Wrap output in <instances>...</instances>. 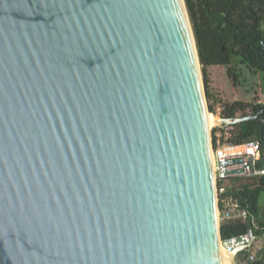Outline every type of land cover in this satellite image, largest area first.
Segmentation results:
<instances>
[{"label":"water","instance_id":"obj_1","mask_svg":"<svg viewBox=\"0 0 264 264\" xmlns=\"http://www.w3.org/2000/svg\"><path fill=\"white\" fill-rule=\"evenodd\" d=\"M200 75L184 0H0V264H223Z\"/></svg>","mask_w":264,"mask_h":264},{"label":"trees","instance_id":"obj_2","mask_svg":"<svg viewBox=\"0 0 264 264\" xmlns=\"http://www.w3.org/2000/svg\"><path fill=\"white\" fill-rule=\"evenodd\" d=\"M187 13L191 22L197 53L202 66V78L206 100H210L213 93L209 87L207 67L214 64L227 65L226 73L233 84H237L240 72L235 68L238 64H246L257 68L255 50L248 38L260 30L261 19L264 18V0H184ZM223 12L226 19L232 25L240 29L239 34L225 35L220 38L215 35L209 24L208 13ZM253 13V15H251ZM260 72V86L264 91V70ZM221 101V99H219ZM221 115L227 119H233L236 113L247 115L263 107L264 103H251L241 99L221 102ZM208 109L213 111L212 105ZM260 124L254 120H245L231 123L225 129L213 127L211 137L213 145L232 143L241 144L249 140H259L261 144L260 164L264 166V142L260 138ZM236 149H239L237 147ZM227 194L240 206L246 207L249 216L245 221L223 220L219 222V232L222 239L244 232L252 226V220L256 223L255 234L264 240V183L261 179L254 180L251 184H244L237 188L229 187ZM255 250L251 245L249 249L238 252L239 259H246ZM264 250V248H263ZM246 264H264V251L253 261Z\"/></svg>","mask_w":264,"mask_h":264},{"label":"built area","instance_id":"obj_3","mask_svg":"<svg viewBox=\"0 0 264 264\" xmlns=\"http://www.w3.org/2000/svg\"><path fill=\"white\" fill-rule=\"evenodd\" d=\"M213 128V127H212ZM211 128V129H212ZM239 147V149H236ZM261 144L259 140H249L241 144L224 143L213 145L210 143L211 163L217 196V217L220 221H245L249 216L246 207L240 206L227 194L229 187L240 181L259 180L264 177V166L260 164ZM256 223L252 220V226L244 232L228 238H219L222 253L228 256L239 247L252 246V251L246 259H239L236 254L237 264H246L257 258L259 251L264 248V240L255 234ZM243 250V249H242ZM241 251V250H240Z\"/></svg>","mask_w":264,"mask_h":264},{"label":"rangeland","instance_id":"obj_4","mask_svg":"<svg viewBox=\"0 0 264 264\" xmlns=\"http://www.w3.org/2000/svg\"><path fill=\"white\" fill-rule=\"evenodd\" d=\"M185 2V1H184ZM190 20V19H189ZM191 24V22H190ZM199 68H200V76L202 79V86L203 78H202V66L199 61ZM237 71L240 72V76L238 78L237 84H233L230 77H228L226 73V65L218 64V65H210L207 67L208 71V78H209V87L213 93L212 98L208 101L206 100V107L208 109V104L212 105L213 111L208 109L210 114H214L219 118H224L221 115V102L223 101H232L235 99H241L244 101H249L253 104L255 103H264V91H262L260 86V77L259 72L256 69H250L243 64H238L235 68ZM205 93V90H204ZM221 99V101H219ZM250 114V113H248ZM242 116L239 112L236 113V117ZM226 121L231 119L224 118ZM229 125V124H228ZM228 125L223 126L222 122L220 126H212V127H219L221 129H225ZM254 180H247V181H240L233 184V188H237L244 184H251ZM264 196L261 197V202L264 201Z\"/></svg>","mask_w":264,"mask_h":264},{"label":"flooded vegetation","instance_id":"obj_5","mask_svg":"<svg viewBox=\"0 0 264 264\" xmlns=\"http://www.w3.org/2000/svg\"><path fill=\"white\" fill-rule=\"evenodd\" d=\"M214 13H223V12H212V13H208V15L209 14H214ZM224 15H225V13H223ZM251 15H253V13H251ZM264 19V18H263ZM263 19H261V22H262V20ZM208 20H209V17H208ZM225 24L221 27V30H220V34L219 35H217V34H215L214 33V31H213V27H214V25H212L211 23H210V20H209V24H210V26H211V28H212V31H213V33L215 34V35H217L218 37H220V38H223V37H225V35H229V36H233V35H235V34H239L241 31H240V29L239 28H237V27H235L234 25H232L230 22H228L227 21V19H226V15H225ZM226 24H231L232 26H234L235 28H237L239 31L238 32H234L233 34H228L226 31H225V28H226ZM261 33H262V36H263V38H264V31H261V27H260V30H259ZM259 31H256V32H259ZM255 32V33H256ZM255 33H253V35L255 34ZM252 35V36H253ZM251 36V37H252ZM251 37H249V38H251ZM248 38V39H249ZM248 42L249 43H251L252 44V46H253V48L258 44L257 42H250L249 40H248ZM255 50V49H254ZM255 53H256V51H255ZM257 58V57H256ZM258 61V60H257ZM244 66H246V67H248V68H252V67H249V66H247L246 64H244V63H242ZM214 65H218V64H214ZM224 65V64H223ZM210 66V65H209ZM226 67H227V65H226ZM253 69V68H252ZM254 69H256L258 72H259V70H262V69H260L259 68V66H258V63H257V68L255 67ZM259 75H260V72H259ZM260 77V76H259ZM256 112V111H255ZM254 113V112H253ZM260 119L261 120H263L264 121V109H263V113H262V115L260 116Z\"/></svg>","mask_w":264,"mask_h":264},{"label":"bare ground","instance_id":"obj_6","mask_svg":"<svg viewBox=\"0 0 264 264\" xmlns=\"http://www.w3.org/2000/svg\"><path fill=\"white\" fill-rule=\"evenodd\" d=\"M222 122L221 118L217 117L214 114H210L209 112L207 113V127L208 129L211 128L212 126H217ZM228 260L226 256H223V264H227Z\"/></svg>","mask_w":264,"mask_h":264},{"label":"crops","instance_id":"obj_7","mask_svg":"<svg viewBox=\"0 0 264 264\" xmlns=\"http://www.w3.org/2000/svg\"><path fill=\"white\" fill-rule=\"evenodd\" d=\"M261 180H262V179H261ZM263 183H264V182H263ZM262 196H264V195H262ZM263 199H264V198H263ZM263 202H264V201H263ZM263 202H262V203H263ZM263 251H264L263 249H262L261 251H259V253H258V255H257V256H260V255H262Z\"/></svg>","mask_w":264,"mask_h":264}]
</instances>
